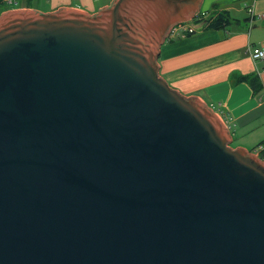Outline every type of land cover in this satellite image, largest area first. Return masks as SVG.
<instances>
[{
	"label": "water",
	"instance_id": "obj_1",
	"mask_svg": "<svg viewBox=\"0 0 264 264\" xmlns=\"http://www.w3.org/2000/svg\"><path fill=\"white\" fill-rule=\"evenodd\" d=\"M201 2L1 14L0 264H264V162L160 76Z\"/></svg>",
	"mask_w": 264,
	"mask_h": 264
},
{
	"label": "crops",
	"instance_id": "obj_2",
	"mask_svg": "<svg viewBox=\"0 0 264 264\" xmlns=\"http://www.w3.org/2000/svg\"><path fill=\"white\" fill-rule=\"evenodd\" d=\"M111 1L45 0L49 9L41 10L33 0H22L15 10L54 12L69 8L94 14ZM246 7L253 8V16ZM224 11L234 20L225 28L205 30L204 21L194 22ZM263 15L264 0H202L198 13L188 21L200 30L184 38L166 39L158 57L160 76L169 87L210 105L230 132L231 144L235 143L231 147L252 153L264 142V74L260 73L264 61L254 62L248 48H264ZM241 76H257L260 88L253 91L247 82L235 83Z\"/></svg>",
	"mask_w": 264,
	"mask_h": 264
},
{
	"label": "trees",
	"instance_id": "obj_3",
	"mask_svg": "<svg viewBox=\"0 0 264 264\" xmlns=\"http://www.w3.org/2000/svg\"><path fill=\"white\" fill-rule=\"evenodd\" d=\"M232 21L234 20L231 18L229 13L224 11L217 15L211 16L205 20L197 19L194 22L196 24H200L203 22L204 23L203 28L205 30H219V29L227 27ZM232 81H234V79H232ZM234 82L235 83L247 82L253 91H256L261 86L260 80L258 79L257 76H241L239 78H236ZM259 146H263V148L259 151H257V148H256L253 151L256 150L257 156L264 162V142H262Z\"/></svg>",
	"mask_w": 264,
	"mask_h": 264
},
{
	"label": "built area",
	"instance_id": "obj_4",
	"mask_svg": "<svg viewBox=\"0 0 264 264\" xmlns=\"http://www.w3.org/2000/svg\"><path fill=\"white\" fill-rule=\"evenodd\" d=\"M5 4L9 5L11 4L10 0L5 1ZM246 11L250 16H253V8L252 7H246ZM260 17H264L260 16ZM189 22L181 23L176 26H174L168 38H184L186 36L192 35L196 32V24H194L192 21L190 22L191 24H188ZM248 54L249 57L254 61V62H263L264 61V48L259 47V48H248ZM260 73L264 74V67H262ZM225 124V123H224ZM263 146H260L258 148V151L261 150Z\"/></svg>",
	"mask_w": 264,
	"mask_h": 264
},
{
	"label": "rangeland",
	"instance_id": "obj_5",
	"mask_svg": "<svg viewBox=\"0 0 264 264\" xmlns=\"http://www.w3.org/2000/svg\"><path fill=\"white\" fill-rule=\"evenodd\" d=\"M5 1H7V0H5ZM10 1H12V0H10ZM44 1H45V0H33V5H34L36 8H38V9H41V10H48L49 7L44 3ZM21 5H22V0H14V1H13V5H12L11 8H9V5H6L5 2H0V16H1V14L7 12V11H5V10H6L5 8H9L8 11H9V10L12 11V10L17 9L16 7L21 6ZM188 24H191V23L189 22ZM196 26H197V25H196ZM199 30H200V27L196 29V31H199ZM232 130H234V129L232 128ZM234 144H235V143L230 144V147H231V145H234ZM231 148H232V147H231ZM255 152H256V150L253 151L254 154H255ZM256 153H257V152H256Z\"/></svg>",
	"mask_w": 264,
	"mask_h": 264
}]
</instances>
